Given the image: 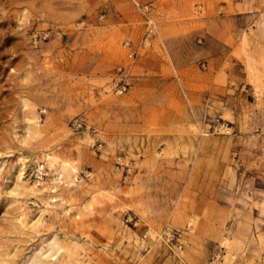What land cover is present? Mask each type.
Segmentation results:
<instances>
[{
  "label": "rangeland",
  "instance_id": "374dc122",
  "mask_svg": "<svg viewBox=\"0 0 264 264\" xmlns=\"http://www.w3.org/2000/svg\"><path fill=\"white\" fill-rule=\"evenodd\" d=\"M0 264H264V0H0Z\"/></svg>",
  "mask_w": 264,
  "mask_h": 264
},
{
  "label": "built area",
  "instance_id": "2783aa9c",
  "mask_svg": "<svg viewBox=\"0 0 264 264\" xmlns=\"http://www.w3.org/2000/svg\"><path fill=\"white\" fill-rule=\"evenodd\" d=\"M154 26L153 25H150V29H149V32H148V35L147 36H149L150 35V33L152 32V28H153ZM76 123H78V121L77 120H75V124Z\"/></svg>",
  "mask_w": 264,
  "mask_h": 264
},
{
  "label": "bare ground",
  "instance_id": "6f19581e",
  "mask_svg": "<svg viewBox=\"0 0 264 264\" xmlns=\"http://www.w3.org/2000/svg\"><path fill=\"white\" fill-rule=\"evenodd\" d=\"M22 164L24 165V163H22ZM72 169H73V168H72ZM73 170H74V169H73ZM36 223H37V222H36ZM36 223H35V224H36Z\"/></svg>",
  "mask_w": 264,
  "mask_h": 264
}]
</instances>
